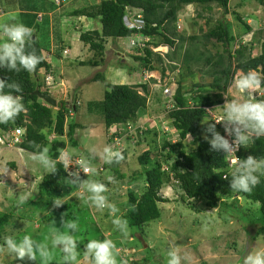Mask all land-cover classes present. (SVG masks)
Segmentation results:
<instances>
[{
  "label": "rangeland",
  "instance_id": "1",
  "mask_svg": "<svg viewBox=\"0 0 264 264\" xmlns=\"http://www.w3.org/2000/svg\"><path fill=\"white\" fill-rule=\"evenodd\" d=\"M19 1L21 0H0V24L23 23L33 28V37L35 36L37 42L47 47V50L52 53L55 49L57 50L61 41L65 47H68L66 58L58 62L59 64L51 57L53 65H58V69L54 81L47 90L58 105L63 101L70 104L71 96L79 100L77 113L69 119L70 123H79L83 127L74 134L73 139L77 142L78 149L73 154L75 152L81 155L92 153L95 158L103 160L102 153L106 147L103 121L87 113L88 103L100 102L105 92L102 82L92 81L96 73H101L104 81L110 85H142L145 83L142 81L146 80L147 109L141 112L143 116L139 118L133 129L142 127L144 131L156 130L159 134L157 144L160 146L164 138L168 141L175 140L165 109L171 104L178 84L183 86V92L188 97H193L196 91L208 89L213 82L214 68L204 64L205 58L214 57L216 53L227 57L222 53L220 46H213V40L205 39L207 33L223 18L222 11L213 5L209 12L195 5L183 7L177 16V29L171 36L176 42L175 49L149 47L153 53H157L162 58V63L157 64V71L146 72L144 76H141L143 73L141 70L132 74L129 72L128 68L135 67L132 56L136 54L128 47L129 40L126 39L116 44L111 41L106 44L103 63L99 67L80 65V61L86 62L93 54L84 50L86 47L80 43L79 37L83 33L99 30L100 25L97 20L74 16L73 13L99 5L102 0L66 1L61 2V7L53 5V0H45V2L22 0L23 3L26 1L22 11L18 10ZM228 9L229 13H236L245 19L252 29L249 34L238 39L231 50L234 51L240 44H245L254 48L253 52H250L251 56L259 55V47L264 41V2L236 0L230 2ZM36 14L42 15V22L35 20L33 24L32 20ZM226 21L233 24L235 32L238 28L242 29L233 16H228ZM181 36L184 40H180ZM190 37L196 39L190 40ZM2 39L6 37L0 34V40ZM53 45H55L54 48ZM81 47L84 48L83 51ZM187 53L189 56L202 54L203 58L199 64L189 62L187 67L185 65ZM240 73V71L236 72L226 93L220 94L223 102L217 110L220 116H223L222 107L225 103L232 100L242 102L246 98V94L238 92L234 87V81ZM39 78L43 91L45 90L42 83L44 77L40 74ZM165 88L170 92L167 95L164 94ZM137 90L143 95L142 89L137 88ZM210 94L215 95L214 92ZM254 95L256 99L264 100L263 90L257 89ZM165 101H170V104L165 105ZM206 123L211 124L207 121ZM52 139L51 135L47 141ZM150 139L151 136L140 146H131L129 143V145L127 143L122 145L128 151L127 161L120 166V172L124 175L122 180H118L115 176L114 182H109L110 172H104L101 178L102 182L110 185L105 193L109 202L119 209L115 216L110 214L107 208L98 210L84 203L82 196L85 193L80 194L75 191L68 198L61 200L49 202L47 198H43L34 202L33 205L29 204L35 199L38 185L48 171L38 162L33 161L28 153L21 152L17 147L1 148L0 144V212H8L18 206L11 225L0 234V264L19 261L14 254L8 252L4 244L5 238L11 236L19 241L24 235H30L34 241L46 245L49 250V259L46 261H42L37 255L35 261L25 258L24 264H64L63 252L59 247L53 246L52 231L53 227L61 232L67 231L63 227L64 222H68L66 219L62 218L60 221L58 218H53V215L61 218L63 214H70L71 217L66 218L78 225V230L73 233L78 241L77 264H87L83 259L85 245L93 239H111L114 242L117 264H167V252L171 248H174L181 256V264H241V257L250 251L264 250V234L258 236L253 242V231L248 230L249 226L254 227L252 229L255 230V226L251 223L260 216L259 204L237 198L226 201V205L215 211L206 210L203 202L194 204L196 208L191 204V209L178 201L181 191L174 182L171 186L163 187L159 193L166 202L158 204L160 210L158 220L150 222L142 231L131 230L129 227L126 235L118 231L113 220L117 217L124 219L127 214L128 190L138 194L145 183L143 176L136 174L142 171L136 159L147 150V142ZM65 142H67L66 138ZM185 144L192 146L190 140ZM109 146L114 148V151H118L119 143L115 142ZM81 148L84 151H81ZM11 163L14 167L8 166ZM165 166L167 167L168 164ZM90 178L97 181L95 175ZM133 178L136 180L133 181ZM25 193L31 195L26 203L21 204L18 202L19 198ZM57 201L62 205L74 204V207L69 206L64 213L59 212L62 205L55 207L54 204ZM147 257L149 258L144 260Z\"/></svg>",
  "mask_w": 264,
  "mask_h": 264
},
{
  "label": "trees",
  "instance_id": "2",
  "mask_svg": "<svg viewBox=\"0 0 264 264\" xmlns=\"http://www.w3.org/2000/svg\"><path fill=\"white\" fill-rule=\"evenodd\" d=\"M42 1L45 2V0ZM232 1L236 0H102L99 5L73 13L74 16L97 20L100 25L99 30L96 29L80 35V43L86 47V49L81 47L82 51L83 49L88 50L93 54L91 59L86 62L80 61V65L99 67L103 63L106 52L105 46L108 42L111 41L116 44L122 39L133 40L136 37H141L145 39V42L142 43L144 44L143 47L137 43L134 46H128L136 54L132 56L135 67L128 69L131 74L141 70L143 71L141 76H144L146 72L157 71V64L162 63V58L157 53H153L149 47L175 49L176 42L171 36L172 32L177 29V16L183 7L195 5L201 7L203 11L209 12L213 5L222 11L223 18L205 37L206 41L213 40V46H220L222 53L227 56L225 58L216 53L214 57L205 58L204 64L214 68L212 84L209 85L208 89L196 91L193 97H188L183 92V86L178 84L171 104L170 101L164 102L167 106L170 104L165 112L169 120L170 130L175 134L174 141H168L167 138H164L159 146L157 144L159 134L156 130L144 131L142 127L133 131L125 130L127 124H136L139 118L143 116L141 112L147 109L145 79L142 81L145 82L142 85H110L104 81V76L101 73H96L92 81L102 82L105 92L100 102L88 103L87 113L99 117L103 121L106 146L115 142L119 143L117 150H121L119 152L123 155V159L119 163L107 164L104 160L100 161L101 159L98 157L95 158L92 153L81 155L79 152H75L73 154L78 149V144L73 139L74 134L77 130L83 129L79 123L69 122V119L77 113V105L79 104L77 97L71 96L70 104L63 101L58 107L57 103V108L54 110L33 95L35 91H38L49 96L47 88H50L58 69V65H53L54 62L51 57L57 63L66 58V54L63 52L67 51L68 47L66 46V48L62 41L58 44L57 50L55 49V52L52 53L47 50V47L41 46L34 36L31 46L26 47V51H35L41 59L34 72L0 69V79L9 83H18L21 86L23 103L26 108V111L20 113L14 121L0 123V134H9L14 130H19L21 141L16 143L19 150L24 149L23 152L30 154L40 151L43 147H48L49 155L56 160L57 171L54 174L47 173L42 177L38 185V193L29 204L33 205L34 202L43 198H47L49 202L68 198L74 191L76 193L80 189L66 180L69 179L67 169L57 161L62 151L70 154V161L89 158L91 165L96 169L97 181L104 183L109 188L110 185L102 182L101 179L104 172H110L111 175L109 176H116L118 180H122L124 177L120 172V166L127 161L128 151L122 145L129 143L131 146H140L151 136L147 142V150L136 159L142 168V171H138L136 174L139 173V176H143L145 182L143 188L138 194L131 190L127 192L128 209L124 219L127 220L131 230L142 231L150 222L160 218L158 204L166 201L162 199L159 193L163 187L171 186L174 182L181 191V197L178 201L191 209L192 205L194 206L197 202H203L206 210L215 211L226 205V201H233L237 198L246 199L252 204H259L260 216L254 223H251L255 226V230L252 229L254 228L252 226H249L248 230L253 231V242L257 240L258 236L264 234V176L261 177V182L251 193L232 191L230 179L236 163L230 166L231 156L211 150L207 142L211 139V134L207 131L209 125L206 121L211 122L207 119L206 110L223 118L217 112L223 104L220 94L226 93L236 72H247L251 69L264 73V41L259 47V55L255 57L250 54L254 48L245 44L239 43L238 49L231 50L233 45L237 44L238 39L252 31L245 19L236 13H229L228 7ZM240 1L243 2L244 0ZM257 1L264 2V0ZM25 2L23 3L22 0L18 2L19 11ZM53 5L55 4L53 3ZM136 13L144 21L142 31L128 30L123 24L125 16ZM37 15L33 17V24H35ZM228 16H233L235 22L242 29L239 30L238 28L235 32L233 24L226 21ZM178 30L180 31V29ZM189 39L195 40L196 38L190 37ZM180 40H184L182 36ZM52 47L54 48L55 45ZM201 58H203L202 54L189 56L187 53L185 54V65L189 67V62L199 64ZM40 74L44 77L42 83L45 90L43 91L40 84ZM46 76L52 78L48 84L45 83ZM137 88L142 89L143 95L138 92ZM260 90L264 91V88ZM5 91L11 90L6 88ZM211 92H214L215 95H211ZM13 95L15 96L16 93ZM215 131L218 132L216 127ZM51 135L53 139L48 142L47 138ZM65 138L67 142H65ZM188 140L192 146L185 144ZM71 149L73 150L71 151ZM80 150L84 151L82 148ZM235 155L238 159H246L249 155L264 158V136L258 139L253 138L247 144L238 146ZM166 164H168L167 167ZM8 166L14 167L12 163ZM224 177H228V179H224ZM81 179L87 178L82 177ZM135 180L136 178H133V181ZM82 193L80 189V194ZM31 205L29 206L32 207ZM69 206L73 208L74 204L62 205L59 212L64 213ZM17 208L18 206H15L8 212H0V234L11 225L12 219L16 216ZM194 208L196 207L194 206ZM69 215L63 214L61 218L53 215V218H58L60 221L64 218L66 221L72 222L66 218L67 216L70 218ZM148 258H144V260ZM9 264H24V262L19 260Z\"/></svg>",
  "mask_w": 264,
  "mask_h": 264
},
{
  "label": "clouds",
  "instance_id": "3",
  "mask_svg": "<svg viewBox=\"0 0 264 264\" xmlns=\"http://www.w3.org/2000/svg\"><path fill=\"white\" fill-rule=\"evenodd\" d=\"M56 5V3H54ZM33 29L23 23L0 24V34L6 39L0 40V69L19 72L21 70L34 72L41 62L35 51H26L31 46ZM235 89L246 94V98L240 102L236 100L225 103L223 110L224 132L226 136L215 131V124H210L207 131L211 139L207 140L211 150L233 155L236 167L232 171L230 188L234 192L251 193L261 182L264 176V158H256L249 155L246 159H238L235 155L238 146L247 144L253 138L264 136V100L256 99L254 93L257 89L264 88V73L255 70L241 72L234 81ZM11 91H5V89ZM13 93H16L14 96ZM22 88L18 83H9L0 79V123L14 121L22 112L26 111L23 103ZM220 123V122H216ZM207 139V137H205ZM21 152L24 149H20ZM33 161L40 164L49 174L57 171L56 160L49 155V148L43 147L40 151L29 154ZM102 158L107 164L119 163L123 155L114 151L111 146L103 149ZM60 159L66 162V168L70 166V154L62 152ZM79 168L84 174L96 173L95 167L91 165L89 158L85 157L79 161ZM80 171L68 173L70 184L78 186L85 195L82 196L84 203L90 204L98 210L108 209L113 216L119 209L111 204L105 193L108 191L106 185L91 178L82 180ZM114 177L109 176V182H114ZM228 179V177H224ZM30 193H25L19 198V203H26ZM62 204L57 201L54 206ZM113 224L123 234L128 232V222L123 218H115ZM66 232L58 231L53 227V246L59 247L63 252L64 264H77V238L73 235L78 230L76 222H64ZM5 246L10 254H14L18 260L35 261L39 255L42 261L49 259V250L46 245L34 241L30 235H24L22 240L17 241L11 236L5 238ZM167 264H181V256L174 248L167 252ZM87 264H117L115 256V244L111 239L90 240L85 245L83 255ZM241 264H264V250L249 252L241 257Z\"/></svg>",
  "mask_w": 264,
  "mask_h": 264
},
{
  "label": "bare ground",
  "instance_id": "4",
  "mask_svg": "<svg viewBox=\"0 0 264 264\" xmlns=\"http://www.w3.org/2000/svg\"><path fill=\"white\" fill-rule=\"evenodd\" d=\"M52 1V0H51ZM54 1V3H56V5L57 6H59V7H61L62 5H61V2H66V1H69V2H71V1H73V0H53ZM61 5V6H60ZM137 14V13H136ZM135 14V15H136ZM41 18H42V15L41 14H38L37 15V18H36V21L37 22H41ZM142 22H143V29H144V21L142 20ZM143 29H139V31H142ZM145 42V39H143V38H141V37H136V38H134L133 40H129V42H128V46H134L135 45V43H137L138 45H140L141 47H143V45L144 44H142V43H144ZM47 78H45V83H49L50 81H51V77H49V76H46ZM35 92H38V91H35ZM34 92V93H35ZM34 93H33V95H34ZM39 94H41V95H44L43 93H41V92H38ZM35 96V95H34ZM45 96H47V97H49L50 99H52L54 102H55V106H51V105H49L48 103H46L43 99H41V98H39V97H37L38 99H40V100H42L46 105H48V106H50V107H52L53 109H55V108H57V102L49 95H45ZM58 107H60V106H58ZM135 124H127L126 125V128H125V130L127 129V130H129V131H133L134 129H133V126H134ZM20 134H21V132L19 131V130H14V131H12L11 133H9V134H0V144H1V148H12V147H14V148H16V143H20ZM108 135H110V134H108ZM105 138H106V135H105ZM62 152H65V151H62ZM61 152V153H62ZM228 155H230L231 156V158H230V160H229V162H230V166H232L233 164H235L236 163V161H235V159H234V157H233V155H231V154H228ZM60 156H61V154H60ZM60 156L58 157V159H57V161L58 162H60V163H62L64 166H65V168H66V162L65 161H63V160H61L60 159ZM79 161L80 160H78V159H76V160H73V161H70V166L68 167V168H66L67 169V172L68 173H70V172H73V171H80V173H79V175H80V177L82 178V177H86V178H88V177H91V176H89V174L90 173H87V174H84L83 172H82V169H80L79 168ZM96 175V174H95Z\"/></svg>",
  "mask_w": 264,
  "mask_h": 264
},
{
  "label": "built area",
  "instance_id": "5",
  "mask_svg": "<svg viewBox=\"0 0 264 264\" xmlns=\"http://www.w3.org/2000/svg\"><path fill=\"white\" fill-rule=\"evenodd\" d=\"M123 24L124 26L128 29V30H141L143 29V22H142V18L139 14L137 15H127L123 18ZM169 90L165 89L164 90V94L167 95L169 94ZM208 113V120L211 122V124H215V127L217 128L219 134H222L223 136H226L225 132H224V123H223V118L221 117H217L213 114H211L208 110H206ZM216 122H220V123H216ZM227 139H229L230 141L232 140V137L230 136H226ZM78 192L80 193V189L78 190Z\"/></svg>",
  "mask_w": 264,
  "mask_h": 264
},
{
  "label": "water",
  "instance_id": "6",
  "mask_svg": "<svg viewBox=\"0 0 264 264\" xmlns=\"http://www.w3.org/2000/svg\"><path fill=\"white\" fill-rule=\"evenodd\" d=\"M33 39H34V37H33ZM33 39H32V41H33ZM34 95L37 96V97H39V98H41V99H43L49 105L55 106V102L52 99H50L49 97H47L45 95H41L38 92H35Z\"/></svg>",
  "mask_w": 264,
  "mask_h": 264
},
{
  "label": "crops",
  "instance_id": "7",
  "mask_svg": "<svg viewBox=\"0 0 264 264\" xmlns=\"http://www.w3.org/2000/svg\"><path fill=\"white\" fill-rule=\"evenodd\" d=\"M18 10H19V8H18ZM63 53L66 54V53H68V52L65 50Z\"/></svg>",
  "mask_w": 264,
  "mask_h": 264
}]
</instances>
